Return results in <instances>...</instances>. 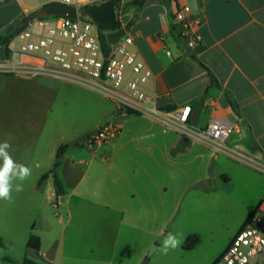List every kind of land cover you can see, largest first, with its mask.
Masks as SVG:
<instances>
[{
  "label": "crops",
  "instance_id": "obj_1",
  "mask_svg": "<svg viewBox=\"0 0 264 264\" xmlns=\"http://www.w3.org/2000/svg\"><path fill=\"white\" fill-rule=\"evenodd\" d=\"M135 1L145 3L140 5ZM58 2L61 0H0V36L8 34L12 26L36 10ZM118 5L117 17L134 38L139 60L153 75L143 86L150 97L149 107L166 111L190 105L193 111L201 109L195 123L200 128L212 119L227 120L235 127L227 147L264 166V0H118ZM184 6L191 8L188 20L204 19L197 29L194 47L181 36L175 20L176 13ZM127 76H132L130 71ZM113 105L105 124L116 114ZM122 120V132L111 144L98 149L88 147L85 154L91 157L89 161L80 152L71 153L70 146L65 144L69 147L57 169L63 185L61 194L57 193L55 175L50 173L62 146L56 144L47 156H32L39 172L35 187L52 199L58 196L66 199L69 216L82 204L86 214L90 212L87 208L90 202L100 206L97 212L102 219L115 221L106 226L109 232L103 233L101 240L104 251H110V242L117 240L120 226L126 221L128 226L136 228L142 218L155 217L151 186H156L157 168L171 179L176 162L186 174L194 163L208 162L211 177L196 184L206 181L215 191L213 173H217L218 183L222 177L224 184L239 183L244 187L243 195L231 200L235 204L231 209L233 214L230 213L234 223L225 247L211 263L214 264L263 201L264 179L254 181L251 176H258L254 166L236 162L232 157L228 161L222 159L216 149L186 139L176 131L172 133L150 116L129 113ZM90 133L82 136L80 143ZM81 146L83 143L76 145L79 149ZM18 153L21 162L29 163L27 149ZM140 156L142 161L138 159ZM79 165H86V171ZM48 173V178L42 180ZM88 176L95 181L98 191L82 189L88 184ZM253 188L257 191L254 198ZM36 235L40 237L41 247L39 250L28 247L33 258L40 264H63L60 244L64 245V239L56 240L51 230L42 233L38 229Z\"/></svg>",
  "mask_w": 264,
  "mask_h": 264
},
{
  "label": "rangeland",
  "instance_id": "obj_2",
  "mask_svg": "<svg viewBox=\"0 0 264 264\" xmlns=\"http://www.w3.org/2000/svg\"><path fill=\"white\" fill-rule=\"evenodd\" d=\"M4 78L0 85V143L7 141L13 159L32 171L23 182V191H13L11 202L0 200V240L3 242L0 264H24L26 259L38 263L27 245L31 235L38 234V229L42 233L53 231L56 240L64 239V245L60 244L63 264H211L222 252L234 223L230 213L233 214L231 209L235 204L231 200L243 195L244 187L239 183L224 184L222 177L218 183L217 173H213L215 191L206 181L196 184L198 180L211 177L208 162L194 163L188 174L176 162L171 179L157 168L154 172L156 186H151L155 195V217L142 218L136 228L128 226L129 221H126L120 226L117 240L110 242V251H104L103 233L108 231L106 226L115 221L103 220L97 212L100 206L90 201L88 214L82 204L69 216L66 199L62 198V204L56 205L57 197L52 199L35 187L39 172L32 156H47L56 144H68L71 153L80 152L82 158L89 161L91 157L85 154L89 150L86 143L80 149L76 145L82 136L105 125L113 103L98 92L73 83L49 78ZM24 149L30 153L29 163L21 162L18 152ZM216 153L227 161L232 157L236 162L254 166L258 172V176H251L254 181L264 179V166L249 160L245 154ZM138 159L142 161L143 157ZM79 167L83 172L87 169L86 165ZM86 181L88 184H84L83 190H99L89 176ZM256 194L253 188L252 198ZM169 232L179 234L181 244L165 255L160 249ZM192 236H198L200 241L189 249L186 244ZM255 262H259V258Z\"/></svg>",
  "mask_w": 264,
  "mask_h": 264
},
{
  "label": "built area",
  "instance_id": "obj_3",
  "mask_svg": "<svg viewBox=\"0 0 264 264\" xmlns=\"http://www.w3.org/2000/svg\"><path fill=\"white\" fill-rule=\"evenodd\" d=\"M104 1L61 0V3L81 10ZM190 12L191 8L184 6L176 13L175 20L181 36L190 47H194L197 29L204 19L188 20ZM117 22H120L118 17ZM121 28L126 29L122 24ZM102 33L99 25L80 16L78 19L52 16L35 20L9 43L0 44V74L24 80L49 78L73 83L90 88L113 102L117 108L113 119L85 138L90 149L104 147L118 138L122 132L121 121L131 112L150 116L182 137L218 152L240 156L226 145L235 130L227 120L212 119L200 128L192 122L190 105L172 111L149 107L150 97L143 86L153 75L139 60L134 38L126 29V35L117 45H111L107 54L101 40ZM129 71L131 77L127 76ZM54 204L61 205L62 198L58 196ZM256 258L259 262H255ZM214 264H264V199Z\"/></svg>",
  "mask_w": 264,
  "mask_h": 264
},
{
  "label": "water",
  "instance_id": "obj_4",
  "mask_svg": "<svg viewBox=\"0 0 264 264\" xmlns=\"http://www.w3.org/2000/svg\"><path fill=\"white\" fill-rule=\"evenodd\" d=\"M61 16L71 19H78L79 16L85 18L99 26H114L117 24L116 5L113 0H106L100 4L90 5L78 10L75 6H69L62 3H52L46 5L34 12L32 20L42 18ZM126 35V29L120 28L116 31L107 33V42L109 45H117ZM4 80V76L0 74V85ZM201 109H195L192 113V122L196 123L200 115ZM85 143V139L81 141Z\"/></svg>",
  "mask_w": 264,
  "mask_h": 264
},
{
  "label": "clouds",
  "instance_id": "obj_5",
  "mask_svg": "<svg viewBox=\"0 0 264 264\" xmlns=\"http://www.w3.org/2000/svg\"><path fill=\"white\" fill-rule=\"evenodd\" d=\"M10 147L7 141L0 143V200L9 202L13 199V191H23V182L31 176L32 171L30 167L13 159L8 151ZM180 244L179 234L169 232L163 239L160 250L166 255L169 250L176 249Z\"/></svg>",
  "mask_w": 264,
  "mask_h": 264
},
{
  "label": "trees",
  "instance_id": "obj_6",
  "mask_svg": "<svg viewBox=\"0 0 264 264\" xmlns=\"http://www.w3.org/2000/svg\"><path fill=\"white\" fill-rule=\"evenodd\" d=\"M113 1L115 2L116 7L118 8V6H119L118 5V0H113ZM135 2H136V4H140V5H143L145 3V1H135ZM33 15H34V12L32 14H30L29 17L26 20L20 21L15 26H12L10 28L8 34L0 36V44L9 43L18 33L22 32L24 30H27L30 27L31 23L33 22V20H32ZM120 28H121L120 22H117V24L114 25V26H100V29L103 31V33L101 35V40H102V44H103L104 50H105V52L107 54H108V52L111 49V45H109V43L107 42V33L110 32V31L119 30ZM0 55H2L1 51H0ZM172 110H174V108L168 109L166 111H172ZM130 114H132V113L130 112ZM68 147H69L68 145H64V146H62L59 149L55 167L50 173V174H54L55 175V186H56L58 194H61V191L63 189V185H62L61 179L59 178V176L57 174V169L59 168L60 161H61V159L63 157V154H64L65 150ZM48 176H49V173L44 175L42 177V180H45L46 178H48ZM254 213H255V211L251 214V216ZM199 241H200V239H199L198 236H192V237H190L188 239L186 247L189 248V249H193V248L196 247V245L199 243ZM0 244L1 245L3 244V242L1 240H0ZM28 247L32 248V249H35V250H39L40 247H41L40 237L37 236L36 234H32L30 239H29V241H28ZM24 264H39V263H37L36 261L30 260V259H26Z\"/></svg>",
  "mask_w": 264,
  "mask_h": 264
}]
</instances>
